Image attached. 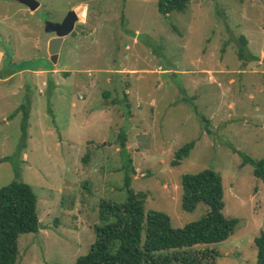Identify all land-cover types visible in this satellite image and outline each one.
I'll list each match as a JSON object with an SVG mask.
<instances>
[{
    "label": "rangeland",
    "instance_id": "374dc122",
    "mask_svg": "<svg viewBox=\"0 0 264 264\" xmlns=\"http://www.w3.org/2000/svg\"><path fill=\"white\" fill-rule=\"evenodd\" d=\"M36 1L0 0V187L27 183L40 221L18 237L15 264H74L94 241L100 200L126 199L127 172L145 210L174 228L199 219L208 207L182 210L180 178L205 168L221 176L223 215L238 219L206 245L214 264H255L264 181L241 164L264 158V0H190L166 15L157 0ZM70 10L76 34L53 63L45 20Z\"/></svg>",
    "mask_w": 264,
    "mask_h": 264
},
{
    "label": "trees",
    "instance_id": "16d2710c",
    "mask_svg": "<svg viewBox=\"0 0 264 264\" xmlns=\"http://www.w3.org/2000/svg\"><path fill=\"white\" fill-rule=\"evenodd\" d=\"M189 2L157 0V10L163 15L172 11L184 12ZM240 42L238 55L244 58L245 38L242 37ZM120 137L124 148V133ZM193 146L194 141H189L176 149L171 166L176 167L187 158ZM242 156L241 165L252 164L254 175L264 181V158L253 160ZM130 184L131 174L127 172L124 177L126 199L122 202L100 200L94 241L74 264H214L218 253L206 245L228 239L238 223L237 218L222 213L223 184L218 173L205 168L181 175L182 210L192 212L199 203H204L208 209L199 219L178 228L171 226L165 213L145 210L142 194L136 193ZM39 228L37 197L32 188L16 180L0 187V264H15L18 237L37 232ZM253 243L257 251L255 264H264V230L253 238Z\"/></svg>",
    "mask_w": 264,
    "mask_h": 264
},
{
    "label": "water",
    "instance_id": "95a60500",
    "mask_svg": "<svg viewBox=\"0 0 264 264\" xmlns=\"http://www.w3.org/2000/svg\"><path fill=\"white\" fill-rule=\"evenodd\" d=\"M20 3L26 5L30 10H34L39 6L36 0H18ZM77 15L73 10L67 12L66 16L59 23H53L45 20L46 29L55 32V36L50 38L48 42V54L50 60L55 63L60 51L63 37L67 34L74 36L76 32L73 30V25Z\"/></svg>",
    "mask_w": 264,
    "mask_h": 264
}]
</instances>
